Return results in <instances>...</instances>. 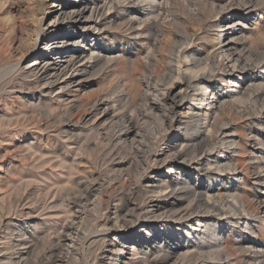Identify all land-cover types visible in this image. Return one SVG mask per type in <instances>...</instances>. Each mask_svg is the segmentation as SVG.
I'll use <instances>...</instances> for the list:
<instances>
[{
  "label": "rangeland",
  "instance_id": "rangeland-1",
  "mask_svg": "<svg viewBox=\"0 0 264 264\" xmlns=\"http://www.w3.org/2000/svg\"><path fill=\"white\" fill-rule=\"evenodd\" d=\"M54 1L67 7H73L75 3V0H0V220H3L0 222V264L8 263L7 258L9 259L15 253V240L22 241V239L31 242L30 245L32 246L27 264H40L41 261L44 264L55 261L57 264H61V262L85 264L87 261H91L90 264H100L102 261L115 264L116 259L119 260L120 264L139 262L145 258V254H142L138 248L135 249L136 243L148 241L150 238L145 224L148 220H145L144 217L132 219L130 227L126 231L121 230L119 239L115 236L116 233L119 234V230H111L109 233H95L90 230V235L87 234L83 241L84 244L81 243L77 248H74L67 246L68 244L59 238V233L62 231L60 226L66 217L65 213L61 211L62 214H59L61 208H50L55 201L59 205L61 204L58 199L64 198V195L62 196L63 190L66 193L67 190H73L76 187L73 184V181L77 179V176L74 175L75 172L68 168L62 169L59 161L70 163L72 160L80 158L73 142L76 137H80L82 130L81 127H77L76 131L72 132L75 136L74 139H68L66 133L62 132L67 127L65 120L76 121L79 118L77 116L79 113L76 108L77 103L85 100L86 95L90 93L93 95V99L108 96L114 100L120 94L123 96L128 93L129 96L130 90L135 85L141 95L146 92V80L150 75L155 77V72L151 68L147 67L148 69H146V67L141 66V71L146 72L143 73L145 77L141 78L138 77V71L133 73V70L136 71L137 67L139 68V60L141 58L143 60V57L149 52L148 40L154 41L152 31L149 28L144 35H128L129 32H126L125 23L128 14L122 9L106 10L103 21L106 26L103 27V31H96L92 37H87L88 40L85 45L79 46L80 44L73 45L70 43L67 47L74 52L86 51L87 53L91 49H98L102 51V53L99 52L102 55L101 58L103 55H120L124 56L123 61L131 59L130 61L134 65L132 66L129 64L131 62L128 61H125L124 65L115 64L113 67L109 65V71L104 69L99 75L92 74L91 78H87L90 88L75 92L71 99H68L70 96L65 97L66 101L64 99L59 100L60 95L63 94L60 86L57 85L52 94L43 95L40 91L41 88L38 90L30 88L27 85V80L24 81L17 73L9 74L21 56H25L23 64H27L26 62L31 61L35 56L38 48H33V44L39 43L41 39V36L38 37L37 35L46 28L45 21L52 10ZM160 2L165 9L162 12L161 20H158V40L167 38L174 40L173 46L176 53L173 52L174 55L172 56L171 52L168 51L166 56L174 60L171 65L175 68V75L180 69L181 77L173 80L178 85L175 88L176 93L181 92L179 83L183 77L191 76L187 67L191 65L190 60L193 55L199 54L202 58L210 55L217 62H222L223 58L220 54L225 45L224 39L229 33L230 25L228 22L231 19L236 20L239 24V34L236 38L240 39L239 42L237 40L232 41L238 43L241 50L245 51L244 58L248 57L249 60L246 63L250 66L246 79L252 80L247 83V86L241 87L237 73L222 74L221 71L216 70L212 73L214 78L210 80L211 83H206L209 89L203 92L202 97H200L205 101L196 103L195 114L201 118L198 128L202 133L207 134L211 141L208 145L210 147L206 146L205 143L201 144L203 150L211 152L213 149L211 153L222 159L221 167L232 164L236 166L237 171L228 169L221 172L216 166L209 167L205 163V168H210V173L198 175L199 173L195 170L198 163L196 160L194 166L188 168L191 171L187 172V176L192 181L202 180L205 182L206 191L213 194L215 198L218 194L221 198H225L221 199L227 202L225 210L220 215L217 214V211L209 212L205 218L206 222L202 225L195 222L191 226H187L185 222L176 219L162 218L158 221L160 227L155 230V233L160 238L169 235L166 229L175 232V235L172 234L171 236L174 237L175 242L182 243L184 247V251L180 254L186 253L188 248L190 249L189 253L196 257L199 254L198 249L202 245L208 249L204 253L213 251V249L215 251L217 248H215L213 239H217L219 251L224 258L221 264H229L228 261H235L234 264H264V210L261 208L264 206V0H177L176 3L170 2L168 5L166 0H160ZM247 2H251V4L245 5ZM137 12L145 13L142 9ZM151 24L152 22L149 25ZM138 30L141 31V28L139 27ZM83 33L79 32L75 39H80L82 35H86ZM97 55L99 54L97 53ZM135 61L137 62L135 63ZM103 63L102 61L93 72L99 71ZM160 69L158 73L162 81L154 80L153 88L148 93L150 98H159L169 88L167 79L170 72L164 65ZM205 74H209V70H206ZM223 76L224 79L222 80ZM10 78H13L14 81L10 85H5V82ZM121 91L125 93H120ZM218 102L224 103L223 107L226 108H222L223 110L216 109ZM190 104L191 102H188L182 107L177 116L179 119L182 118L183 122L192 114L191 112L187 113ZM108 106L113 118L118 116V112H122L121 110L114 112L111 108L113 103ZM66 108L72 112L67 114ZM125 110H123L124 113L127 111ZM184 112L187 114H183ZM212 125L216 126V129H213L214 133L222 128L225 132L224 137L219 134L218 139L212 138ZM153 126L151 124V128ZM179 128L181 127L174 125L166 134L159 136L154 146V155H158L160 150H166L171 139L184 132V126H182V130ZM98 137L99 139L102 138V136ZM222 138H226L225 145H221ZM175 146L177 150H181L183 142L179 140ZM90 156L91 161L94 160L96 152L94 150L93 153L86 151L85 159ZM96 167L100 169L94 160L91 168L94 170ZM106 169V166L101 168L103 176L108 174ZM167 169L164 166L161 168L154 167V165L149 166L147 172L143 174L144 176H135L131 183L134 188H143V192H145L149 184L148 181L162 179L167 174ZM85 177L82 179L83 182H86ZM164 179L166 180V178ZM107 182L108 180L105 182L103 179L106 188L109 187ZM28 190L31 193L34 192L33 195H35H31L25 202L23 201L21 206V203H18L19 198L22 194L29 192ZM51 193L55 195L54 198L51 197ZM226 194L238 195L239 202L234 203L233 198L227 197ZM110 195L113 196L114 194ZM148 196L150 194H144L139 202ZM44 198L46 199L44 200ZM41 203L42 205H40ZM228 203L233 204L234 207H229ZM26 204L30 205L27 206ZM185 206L186 203L182 207ZM162 225H167V227ZM209 228L212 230H208ZM133 233H136V236L133 237ZM177 234H181V239L176 236ZM203 234L206 235L203 236ZM18 236L23 237L20 239ZM111 242L118 246L117 251L119 246L122 249L118 252L115 251L112 260H109L110 256L106 258L105 253L108 251L106 247ZM163 245L156 253H163L166 244ZM7 249L10 253L7 252ZM227 253L231 254L229 258H227ZM153 255H150V259H154L155 256ZM45 257L46 260H44ZM93 257H95V262H92ZM209 262L200 264H212L211 261Z\"/></svg>",
  "mask_w": 264,
  "mask_h": 264
},
{
  "label": "bare ground",
  "instance_id": "bare-ground-1",
  "mask_svg": "<svg viewBox=\"0 0 264 264\" xmlns=\"http://www.w3.org/2000/svg\"><path fill=\"white\" fill-rule=\"evenodd\" d=\"M170 2L176 3L177 0H166L167 5ZM247 4H251V2H247L245 5ZM51 9L45 21L46 28H44L43 31L40 30L41 33L37 35L38 37L41 36L39 43L33 44V48H38L35 52V56H33L31 61H27V64H23L25 56H21L19 61H17V65L9 71V74L17 73L24 81L27 80V85L30 88H34L35 90L41 88L40 91L43 95L52 94L54 88L57 85L60 86V90H62L63 94L60 95L59 100L67 96H70L68 99H71V96H74L73 94L75 92L90 88V83H87V78H91L92 74L99 75L104 69L108 70L109 65L113 67L115 64L124 65L125 61L131 62V59H125V61H123L124 56L120 55H103V58H101L102 51L98 49H91L90 52L87 53L86 51L74 52L67 47L70 43H73V45L80 44L79 46L85 45L88 40L87 37H92L96 31H103V27L106 26V24L103 23L106 10L122 9L128 14L125 22L127 26L126 32H129L128 35H144L147 29L149 30L150 28L152 31L150 32L154 38V41L148 40V44L150 45L148 49L149 52L143 57V60L140 57L139 68L137 67L136 71H134L135 69L133 70V73L138 71V77L141 78L145 77V75L143 76L144 71H141V66L146 67V69L151 68L153 72H155V77H151L150 75V77L147 78V85L145 84L147 88L144 94L141 95L136 85L130 90L131 94L129 96L127 95L128 93L123 96L120 94L118 98L116 97L114 100L108 96L96 97V99H93V95L90 93L86 95L85 100L77 103L76 108L79 111L77 116L79 118L76 121L65 120L67 127L61 131L64 134L66 133L68 139H74L75 136H73L72 132L76 131L77 127H81L82 133L80 135L81 138L76 137L73 142V144L76 145V152L80 158L74 159L70 163L59 161L62 169L68 168L72 172L74 171V175L77 176V179L73 181L76 187L73 190H67L66 193L63 190L64 194L62 192V196L64 195V198H62V200L61 198L58 199L61 201V204L59 205V203L54 200L55 203H53L52 208H50H61L59 209V214H62L60 213L61 211L65 213L66 217L64 223L62 226L59 225L62 229V231H60L61 233H59L61 241L67 243V246L77 248L86 239L87 234L91 232L90 230L95 233H109L111 230H119V234H115L117 239H119L121 230L123 229L126 231V229L130 227V224H132V219L135 217H144L145 220H148L145 224L147 226V234L150 238H148V241L136 243L135 249L138 248L142 254H145V258H142V261H134L129 264H200L210 263L209 261H211L212 264H221L224 258L219 251L217 239H213L215 241V248H217L215 251L213 249V251L206 252V255L204 252L207 247L202 245L198 249V256L194 257V254L189 253L190 249L188 248L186 253L180 254L184 251V247L182 243L175 242L176 240L171 236L175 232L166 229L169 235L159 238L155 230L160 227V222L158 221L162 218L176 219L183 223L185 222L187 226H191V224L195 222L202 225V223L206 222L205 218L209 212L217 211V214L220 215V213L225 210L224 208L227 202L221 200L225 198H221L219 194L217 198H215L213 194L206 191L205 182L202 180H190L187 176V172L191 171V169L188 168L194 166V161L196 160H198V163L195 166V170L199 173L198 175L210 173V168H205V163H207L209 167L212 165L216 166L221 172L228 169L237 171L236 166L232 164L221 167L222 159L211 153L213 149H211V152L203 150L201 144L205 143L206 146H208L211 141L208 135L202 133L198 128L201 118L198 114H195V110L198 101L202 103L205 101V99H200V97H202L203 92L209 89L206 83H211L210 80L214 78L212 73L216 70L221 71L222 74L232 75L233 73H237L241 87L247 86V83L252 80L249 78L246 79V74L249 73L250 66L246 63L249 60L248 57L244 58L246 55L245 51L241 50L238 43L232 41H240V39L236 38L239 34V24L233 19L228 22L230 25L229 33L224 39L225 45L220 54L223 58L222 62H217L215 58L210 55H207L205 58L200 57L199 54L193 55L190 60L191 65L187 67L191 76L183 77L182 81L179 83L181 92L176 93L175 88L178 85L175 84L173 80L174 78L181 77L180 69H178V73L175 75V68L171 65L174 60L166 56L168 51L171 52L170 54H172V56L174 55V40L170 38L158 40V20H161L162 12L165 9L160 0H104L102 2L98 0H75L73 7H67L64 4H58V2L54 1ZM140 9L144 10L145 13L141 12V15V13L137 12L138 10L140 11ZM150 22H152L151 25H149ZM139 27L141 31L138 30ZM79 32H84L83 34L86 35H82L80 39H75V36ZM97 53L99 55H97ZM83 60L87 62L84 61V63H82ZM102 61L104 63L101 69L93 72ZM136 62L137 61H135V63ZM129 64H132V66L134 65L133 62ZM178 64H180V62H178ZM163 65L167 67V70H169L168 72H170V76L166 74L169 76L167 79L169 88L164 93L161 92L163 95L161 94L159 98H150L148 93H150L153 88L152 83L154 80L157 79L159 82L162 81L158 71L161 70L160 68L163 67ZM206 70H209V74H205ZM128 79L131 80L129 77ZM221 79L223 80L224 76ZM13 81V78H10L5 82V85H10ZM133 82L135 84V80ZM73 87L75 88L73 89ZM123 92L121 91L120 93ZM112 93L114 94V92ZM215 98L219 99L218 97ZM66 100L67 99H64V101ZM188 102H191V104L187 113L191 112L192 114L183 122V119H179L177 116L179 115L180 109L187 105ZM110 103H113V107L111 106V108L114 112H118L119 110L122 111L118 112L119 114L116 118L110 115V110L108 108ZM223 104L224 103H219L215 108L223 110L222 108H226L223 107ZM123 110L126 112L124 113ZM70 112L72 111L66 108V113L69 114ZM128 112L131 114L129 113V115ZM187 113L184 112L183 114ZM216 113H218V111H216ZM151 124L154 125L152 128ZM174 125L181 127L179 130H182V126H184V132H182L180 136L171 139L166 146V150H160L158 155H154V146L159 136H162L164 133L166 134ZM211 127V137L215 140L218 139L219 134H221V136L225 134L222 128L219 129L218 127L219 130L214 133L215 131H213V129H216V126L212 125ZM190 131L193 132L187 133ZM98 136H102V138L99 139ZM179 140L183 142L181 150H177L175 146L176 142ZM225 141L226 138H222L221 145H225ZM93 150L96 152V158L94 159L95 164L100 166V169L96 167L93 170V168H91V164L94 161H91V156L85 159L86 151L93 153ZM211 160L215 161L212 162ZM152 165L158 168L163 166L166 169L168 168L166 171L167 174L160 180L148 181L149 184L145 192H143V188H134L131 183L132 178L135 179V176L141 177L147 172L148 167ZM103 166H106V172L108 173L104 176L101 171ZM84 177L86 182L82 181ZM126 178L127 180H125ZM164 178H166V180ZM103 179H105V182L108 180L107 186H109V189L106 188ZM128 185L129 188L127 189ZM33 193L29 191L24 195L22 194L18 203L20 202L22 206L23 201L25 202ZM110 194L114 195L111 196ZM144 194H150V196L139 202ZM50 195L53 198L55 197L53 193ZM227 197L233 198V202L236 204L239 202L238 195L231 196L230 194L227 195ZM32 199L34 200V198ZM45 199L46 198H44V200ZM185 203L186 206L182 207ZM40 205H42V203ZM228 206L234 207L233 204L229 203ZM31 207L33 206L31 205ZM261 208L264 210V206ZM16 212L18 213V211ZM0 222H3V220H0ZM162 226L167 227V225ZM208 230H212V228ZM12 235L14 236V234ZM180 235L181 234H177L176 236L181 239ZM205 235L206 234H203V236ZM134 236H136V233H133V237ZM22 237L23 236H18L20 239ZM138 238L141 237L138 236ZM30 243L31 242L23 239L22 241L15 240V253L12 254L9 259L7 258L8 263L6 264H27V258L31 254L32 249ZM163 244H166L163 253H156L159 252L158 250L162 248L161 245ZM211 247H213V245ZM106 248H108V251L105 253V257L108 258V256H110L109 260H112L118 246L111 242ZM121 249L122 248L119 246V250ZM7 252L10 253L9 250ZM58 254L60 253L58 252ZM153 254L158 255L155 256ZM150 255L155 256L154 259H150ZM226 255L227 258H229L231 254L227 253ZM95 257L97 256L95 255ZM95 257H93L92 262H95ZM46 259L45 257L44 260ZM70 261H72V259H70ZM89 262L87 261L85 264H90ZM108 262L105 263V261H102L100 264H110ZM228 262L229 264L236 263L235 261ZM40 264L44 263L41 261ZM50 264L57 263L55 261ZM61 264H66V262H61ZM115 264H120L119 260L116 259Z\"/></svg>",
  "mask_w": 264,
  "mask_h": 264
}]
</instances>
